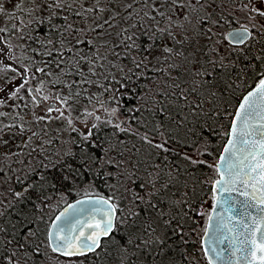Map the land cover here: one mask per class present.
I'll return each mask as SVG.
<instances>
[{
	"label": "snow or ice",
	"instance_id": "1",
	"mask_svg": "<svg viewBox=\"0 0 264 264\" xmlns=\"http://www.w3.org/2000/svg\"><path fill=\"white\" fill-rule=\"evenodd\" d=\"M201 261L264 264V0H0V264Z\"/></svg>",
	"mask_w": 264,
	"mask_h": 264
},
{
	"label": "trees",
	"instance_id": "2",
	"mask_svg": "<svg viewBox=\"0 0 264 264\" xmlns=\"http://www.w3.org/2000/svg\"><path fill=\"white\" fill-rule=\"evenodd\" d=\"M225 42H226V43H225ZM223 44L227 45L228 42H227V41H224ZM223 44H222V46L225 47V45H223ZM223 54H224L225 56L228 55V54H225V53H223ZM245 79H246V84H245V85L240 89V91L237 93V97L240 96V95H243L247 90H249L251 87L254 86V83H255L254 80H252V79H248V78H245ZM231 103H232L233 107L229 108V111H234V110H235V107H234V106H235L236 103H237L236 98H233ZM228 122H229L228 119H225V120L221 121V123L224 124L225 127H227ZM215 147H219V145H216ZM204 171H205V173H207L208 175H211V171H210V170L205 169ZM99 190H100L101 192L104 191L103 187H101ZM76 197H77V196H76L75 194H73V196L70 198V200H72V199H74V198H76ZM210 203H211V200L209 199V200H208V203H206V204L204 205V208H205V209H209V206H210L209 204H210ZM200 223L203 224V223H204V220H201ZM199 227H200V225H197V229H198V230H199ZM201 264H204V262L201 261Z\"/></svg>",
	"mask_w": 264,
	"mask_h": 264
},
{
	"label": "rangeland",
	"instance_id": "3",
	"mask_svg": "<svg viewBox=\"0 0 264 264\" xmlns=\"http://www.w3.org/2000/svg\"><path fill=\"white\" fill-rule=\"evenodd\" d=\"M225 43H226V42H225ZM223 45H225V44H223ZM220 47L223 49V53L228 54V44L225 45V47L222 46V44H221ZM210 204H211V203H210ZM210 204H209V205H210ZM52 214H54V213H49V215H52Z\"/></svg>",
	"mask_w": 264,
	"mask_h": 264
},
{
	"label": "water",
	"instance_id": "4",
	"mask_svg": "<svg viewBox=\"0 0 264 264\" xmlns=\"http://www.w3.org/2000/svg\"><path fill=\"white\" fill-rule=\"evenodd\" d=\"M251 88H252V87H251ZM251 88H250V89H251ZM244 94H246V92H245ZM77 198H78V197H77ZM75 199H76V198H75ZM73 200H74V199H73ZM70 202H71V201H70Z\"/></svg>",
	"mask_w": 264,
	"mask_h": 264
}]
</instances>
